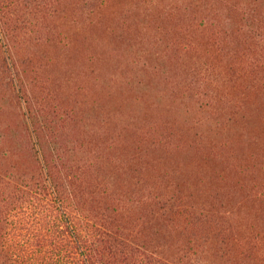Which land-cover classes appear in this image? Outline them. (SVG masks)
<instances>
[{"label": "trees", "instance_id": "1", "mask_svg": "<svg viewBox=\"0 0 264 264\" xmlns=\"http://www.w3.org/2000/svg\"><path fill=\"white\" fill-rule=\"evenodd\" d=\"M110 1L0 0L11 98L0 113L13 108L0 116V264H264V0L156 3L169 60L194 62L190 81L168 86L204 111L210 134L194 145L141 89L144 115L112 110L92 124L51 88L54 56L42 47L66 40L58 14L80 9L93 22ZM148 52L126 66L164 82L147 61L162 53ZM191 148L203 155L187 168L175 153Z\"/></svg>", "mask_w": 264, "mask_h": 264}, {"label": "rangeland", "instance_id": "2", "mask_svg": "<svg viewBox=\"0 0 264 264\" xmlns=\"http://www.w3.org/2000/svg\"><path fill=\"white\" fill-rule=\"evenodd\" d=\"M150 1L111 0L100 15H92L93 22L80 9L73 12L68 7L64 12L61 11L58 14V28L67 42H59L56 38L42 47L43 52L54 56V63L49 67L50 72H53L51 88L60 89L64 102L71 105L75 103L77 110L84 112L88 123L92 124H97L101 117L112 114V110L124 115H144L145 110L142 109L145 103L141 101L139 111L134 99L135 90L141 89L143 99H148V102L151 99L157 101L159 114L169 113L172 118L179 120V127L188 125L192 145L200 141L204 144V134H210V131L207 132L209 124H204V111L195 109L196 105L192 104L188 92L183 99L184 92L179 90L173 96L169 95L170 82H180L183 85L193 78L190 66L194 62L187 57L185 63L179 66L169 60L170 52L165 47L170 35L167 38L166 32L158 27L163 25L169 29L171 26L164 13L156 11V5L165 6L168 10L178 0H156L152 4ZM148 50L162 53L161 58H150L147 61L168 72L164 82L158 81L157 76L144 75L141 66L133 67L131 71L126 66L130 56H144V52L149 53ZM128 75H131L129 80H134L131 84L135 87L131 89L132 86H127V82L122 81ZM2 76L0 72V77ZM139 84L141 88L137 87ZM1 99H4L5 104L11 105L9 92H6V86L0 80ZM5 109L0 116L12 117L13 108L8 105ZM179 109L181 115L178 113ZM79 117L83 118L81 115ZM194 119H203V123H194L195 127L190 130ZM191 149L193 150H179L175 153L187 168L198 165L202 160L203 154L196 153L195 148ZM192 185L197 195L204 198V181L194 180Z\"/></svg>", "mask_w": 264, "mask_h": 264}]
</instances>
